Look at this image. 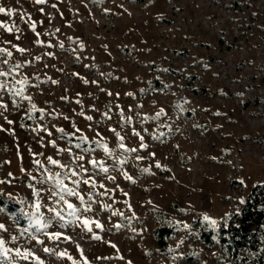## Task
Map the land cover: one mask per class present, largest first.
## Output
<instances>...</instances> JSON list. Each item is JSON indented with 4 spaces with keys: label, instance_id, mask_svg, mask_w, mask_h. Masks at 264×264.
<instances>
[{
    "label": "rangeland",
    "instance_id": "374dc122",
    "mask_svg": "<svg viewBox=\"0 0 264 264\" xmlns=\"http://www.w3.org/2000/svg\"><path fill=\"white\" fill-rule=\"evenodd\" d=\"M0 7V192L25 218L0 209V264H220L193 222L264 182V0Z\"/></svg>",
    "mask_w": 264,
    "mask_h": 264
},
{
    "label": "trees",
    "instance_id": "16d2710c",
    "mask_svg": "<svg viewBox=\"0 0 264 264\" xmlns=\"http://www.w3.org/2000/svg\"><path fill=\"white\" fill-rule=\"evenodd\" d=\"M17 206L16 202L6 199L0 192V209L12 213L18 219L15 224L24 225L25 218L19 215ZM193 223L197 229L196 241L215 247L222 256L219 258L220 264H264V182L253 185L239 208L217 227H206L201 220ZM178 231L177 224L163 218L152 229L154 246L160 252H165L169 240Z\"/></svg>",
    "mask_w": 264,
    "mask_h": 264
},
{
    "label": "snow or ice",
    "instance_id": "6c2138e0",
    "mask_svg": "<svg viewBox=\"0 0 264 264\" xmlns=\"http://www.w3.org/2000/svg\"><path fill=\"white\" fill-rule=\"evenodd\" d=\"M43 2H44V0H36V3H43ZM0 13H6V14H8V15H11L12 10L9 9V10H7V12H6L5 8L0 7ZM21 51H22V50H21ZM3 75H5V73L0 72V76H3ZM0 87H2V85H0ZM158 115H159V114H158ZM88 119H91V117H89ZM9 123H11V121H9ZM121 147H123V145H121ZM105 151H107V148H106V147H105ZM131 151H136V150H135V149H132ZM79 159H80V160H83L84 157L81 156V157H79ZM50 163H52V164H57V161H55V160H51V158H50ZM91 163H92L94 166H96V162H95V161H91ZM157 167H159V165H157ZM103 170H104L105 172L107 171V169H103ZM144 171H147V169H145ZM58 175H59V174H57V176H58ZM71 175H72V176H76L77 173H76L75 171H72V172H71ZM57 176H50V177H49L50 180H53V181L55 182V185H54V186L57 187V188L59 189L58 192H57V191H53L52 194H53V195H57V196H59L60 200H62V201L66 204L67 208L70 209V210H72V212H71L70 214H74L75 209H74L73 205H72L71 203H69L67 200L64 199L63 193L66 192L67 195H69V196H78V193L76 192L75 189H71V190H70V189H67V188L64 186L63 181H62L61 179H58ZM84 183L87 184V183H89V181H88V180H85ZM101 186H102V185H101ZM37 207H39V205H37ZM204 219H205V220H208L209 218H208L207 216H205ZM83 223H84L85 226H87L88 223H89V221L85 220V221H83ZM212 223L215 224V221H212ZM36 224H37V225H40V227H43V228H47V227H48L47 224H42V225H41V223H40L39 220H36ZM96 227H97V228H100L101 225H100L99 223H96ZM185 227H187V226H185ZM4 228H5V226L2 225V224H0V230H4ZM88 230L91 231V229H88ZM50 238L60 239V233H54V234L52 235V237H50ZM94 238H95V239H99L98 236H97V237H94ZM15 239H16V238L13 237V240H15ZM64 239L67 240L68 238H67V237H64ZM3 246H4V241H3V240H0V249H3ZM112 246L115 247V245H112ZM77 247L79 248V246H77ZM4 251L6 252V251H8V250H7V249H4ZM45 251H49V250H48V249H45ZM16 254H17L18 256L24 258V259H27V258L31 255L30 252H21L19 249L16 250ZM61 255H64V254H61ZM85 264H87L86 261H85Z\"/></svg>",
    "mask_w": 264,
    "mask_h": 264
}]
</instances>
